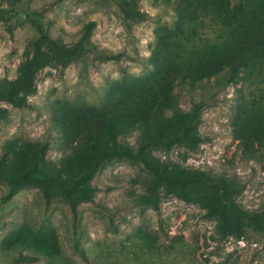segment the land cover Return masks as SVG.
Listing matches in <instances>:
<instances>
[{
  "label": "rangeland",
  "instance_id": "1",
  "mask_svg": "<svg viewBox=\"0 0 264 264\" xmlns=\"http://www.w3.org/2000/svg\"><path fill=\"white\" fill-rule=\"evenodd\" d=\"M239 3L238 17L223 20ZM262 24L264 0H0V94L21 103L0 96L1 168L24 171L27 159L12 151L38 142V171L71 182L91 152L83 134L93 119L67 120L87 107L137 118L153 108L148 96L171 89L181 110L200 104L199 139L172 141L156 127L160 168L200 171L231 190L183 200L124 156L100 163L91 201L31 182L11 190L0 178V264H264V59L212 74ZM122 135L134 143L135 132Z\"/></svg>",
  "mask_w": 264,
  "mask_h": 264
},
{
  "label": "trees",
  "instance_id": "2",
  "mask_svg": "<svg viewBox=\"0 0 264 264\" xmlns=\"http://www.w3.org/2000/svg\"><path fill=\"white\" fill-rule=\"evenodd\" d=\"M241 3L233 7L227 6L223 14V20H234L242 12ZM30 23L38 31L42 39L47 41L57 52L68 55V52L54 42L43 30L42 25L36 20L30 19ZM91 25V24H90ZM262 56L264 59V24L260 34H255L241 49H233L218 58L214 64L212 74L218 79L226 73L250 70L254 66V60ZM168 89L158 98L156 95L148 96L144 104L152 103L151 111L143 112L135 118V112L126 110L119 112L116 108H106L96 111L94 108H84L74 114L75 121L67 120L68 126L82 125L80 119L89 116L93 119L91 126L85 127L84 136L91 152L84 159V168L81 174L71 182H66L60 174H46L38 171L39 162H43L45 146L38 142L25 144L23 150H13V154L22 155L27 159L28 167L22 172H11L0 167V178L3 179L11 190L19 184L31 182L39 185H50L64 198L71 200L74 195L84 201L92 200V187L89 180L95 173L100 163L110 156H124L139 161L157 181H164L173 189V193L180 199H189L191 195L205 190L210 196L220 198L230 195L228 185L212 182L203 172L188 170L180 167L161 169L158 158L151 152L152 146L159 145L164 135H158L155 128L164 126L172 141H191L194 144L199 138L194 130L199 122L200 104H195L193 109L185 112L177 107L175 98ZM4 93V92H2ZM3 99L15 105L21 103L14 99L12 94H0ZM166 110L170 111L166 115ZM84 112V113H82ZM82 117H81V116ZM81 121V120H80ZM127 131L135 132L134 143L131 145L119 138L120 134ZM255 141L262 144V137L255 136ZM86 154V153H85ZM215 184V187L212 186ZM154 186H152L153 188ZM151 188V189H152ZM210 209H213L210 206ZM264 225V212L260 215Z\"/></svg>",
  "mask_w": 264,
  "mask_h": 264
}]
</instances>
